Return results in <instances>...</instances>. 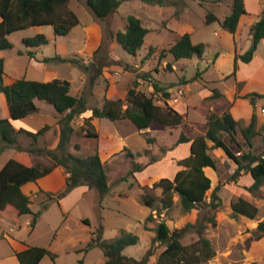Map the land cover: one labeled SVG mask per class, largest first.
Masks as SVG:
<instances>
[{
    "label": "trees",
    "instance_id": "obj_1",
    "mask_svg": "<svg viewBox=\"0 0 264 264\" xmlns=\"http://www.w3.org/2000/svg\"><path fill=\"white\" fill-rule=\"evenodd\" d=\"M151 5L165 6V0H141ZM71 0H0V52L12 50L13 43L9 37L20 31L30 28L52 27L54 34L58 37H66L80 25L78 15L69 8ZM123 0H84L87 8L93 13L95 19L101 23L106 22L123 4ZM178 14V12H176ZM244 0H232V12L224 20H220L213 13H208L206 23L219 22L224 31L231 34L237 32L240 20L247 15ZM127 29L124 32L113 34L112 38L121 48L132 57H136L145 44V38L150 33L142 21L130 15L127 18ZM252 46L247 53L236 56L234 72L235 76L239 61L250 63L255 56L258 46L264 40V11L260 20L251 27ZM48 39L44 35H37L33 38L23 40L27 48H40L48 45ZM207 46L203 43L193 44L191 36H182L169 49L175 61L182 59L202 58ZM105 49L102 42L95 56ZM154 52L151 48L149 55ZM147 59V58H146ZM58 60L62 63H70L78 67L85 75H88L93 63L86 65L83 61L75 58H46L44 62ZM103 70V64L99 67V74ZM201 73H197L189 82L197 81ZM5 62L0 59V93L7 99L10 118L19 121L39 112L36 101H42L52 105L59 115V143L56 149H25L19 143V136L25 134L35 143L43 137L52 126L45 125L37 132H30L24 129L16 131L11 120L0 119V142L4 144V149H15L17 156L9 160L0 171V213H4L12 218H19L24 215H32L30 227L35 228L42 211L33 213L31 210L32 201L24 194L22 187L31 182L48 176L57 167H62L67 173L66 186L59 193H47V197L52 200L61 201L66 198L74 189L87 186L95 190L100 200H104L112 191L108 181L107 168L102 162L99 150L87 158L75 155L71 152L72 141L76 134L74 122L80 116H84V124L79 129V133L89 139L100 138L99 133L93 125L94 119H106L111 122L130 121L139 131H157L167 134L181 130L179 138L172 149H164V153L174 150L181 144L191 143V154L188 158L180 160L177 165L181 168L174 179L163 178L154 188L163 190L162 208L165 210L173 206V196L178 194L181 205L186 213L194 210L210 208L217 210L222 206V199L218 195L225 183L219 184L211 195V201H207V193L212 189L213 181L206 174V171H217V161L211 155L212 150L221 149L232 160L237 169L229 179L231 183H238L239 178L244 174H250L253 184L247 190L250 193L258 191L264 185V151L256 153L255 139L260 135L257 130L258 117L254 113L251 123L246 126L243 122L236 121L229 111L223 115L211 112L208 116V130L205 135L195 137L193 129L186 122V115L179 113L169 105L171 93L167 89H160L154 84V90L162 93L163 105H157L153 96H147L138 90V82L134 83L132 89L128 91L125 100L104 98L102 107L92 106L95 101L94 85L84 90L81 96L71 93V82L68 80L55 79L50 82L30 81L20 79L11 85H6ZM146 73L141 78L149 79ZM187 82V83H189ZM218 90H213L212 99L221 98ZM250 99L254 109L257 108L256 100L264 99V95L250 94ZM128 107L124 110L123 106ZM237 134L242 136V142L238 141ZM230 138L227 142L226 137ZM264 140V137H263ZM209 142L213 145L210 146ZM148 144L155 143V139L148 138ZM235 145L240 153L232 149ZM76 150H80V145H75ZM127 150V149H126ZM32 153H42L46 155L51 164L32 165L23 162L19 155ZM129 153V157H133ZM141 156V153L139 154ZM159 162V159L152 160L148 166ZM147 166L135 164L129 175L124 178L128 181L129 176L145 171ZM135 181L132 182V186ZM42 192V191H41ZM148 206L154 204L152 198H145ZM47 209V205L44 206ZM43 209V210H44ZM234 215L244 216L254 220L258 214V209L248 201L240 198L232 204ZM153 220L152 216L148 218ZM216 225L214 216L205 217L200 223H186L182 228L172 231L165 222H160L155 228V237L151 248L147 251L143 259L137 260L124 255V251L139 243V237L133 233L122 231L120 236L107 241L104 239L103 227L98 228L91 235L90 241L78 253L88 254L92 250L100 249L105 258L104 264H148L150 258L154 256L156 244L164 250L158 258L157 264H203L215 257L211 241L204 236L208 224ZM195 229L199 239L195 243L184 246L182 240L188 233ZM255 236L257 240L264 238V220L259 223ZM20 264H40L46 257H50L54 262L58 255L49 249L42 247H30L27 250L16 253Z\"/></svg>",
    "mask_w": 264,
    "mask_h": 264
},
{
    "label": "rangeland",
    "instance_id": "obj_2",
    "mask_svg": "<svg viewBox=\"0 0 264 264\" xmlns=\"http://www.w3.org/2000/svg\"><path fill=\"white\" fill-rule=\"evenodd\" d=\"M165 2L164 11L153 10L150 12L152 19L156 20L154 22L155 25H159L160 20L163 19V28H166L168 19L177 17L175 15L177 10L180 13L186 9L192 10L185 20H189L191 25L198 30L196 42L199 36L206 35L209 38L213 33V28H205L206 13H214L216 11L217 15L222 16L223 14L230 15L232 12V0H165ZM141 7L137 1L126 2L120 11H117L104 23L97 21L94 17L95 24L98 23L102 27V42L105 44V49L95 56V53H93L94 41H91L87 42L85 46L83 45L82 52L68 54L66 57L82 60L86 65L93 63L88 75H85L78 67L70 63H62L57 60L51 62L53 66H50V69L58 74L59 79L71 81V93L73 95L79 97L84 90L94 85L95 101L91 105L102 107L104 103L103 97L105 91L109 88V83L114 85L112 96L115 94V97L111 99L125 100L128 91L133 88L135 82H138V90L147 96H153L157 105H163L162 93H157L154 90V84L160 89L168 90L173 88L172 93H169L176 95L178 90L176 84L180 80L183 78L192 80L196 77L198 70H201L203 66L199 64L196 58L175 61L173 55L168 52L172 45H167L171 39L167 33L149 35L136 57L126 53L116 40L112 38L113 34L126 31L128 24V17L126 16L132 14L139 17L142 12ZM87 9L86 6L79 9L75 8V11L81 22L89 26L92 24L90 20L93 18V14L87 12ZM170 24L174 27L176 26L175 21L170 22ZM52 30V27L46 28V31L52 32ZM29 34H32V32H29ZM95 34L94 30L90 31L91 36L96 37ZM12 40L17 42L14 54H12L15 55L13 59L16 60L14 62V60L10 61L11 58L8 59V74L10 77L17 75V78H20L18 76L21 75V72L24 74L27 59L22 56H16V54L19 50L24 52L26 46L18 42V36H14ZM61 40L67 41L65 39ZM80 42L79 38H73L68 48L74 50ZM151 48H154V52L149 55ZM175 62L178 67L177 72H175L174 68ZM102 64L103 70L99 74V67ZM146 73L150 75L149 79L141 78ZM192 89L194 91L193 94L188 99L185 96L182 97L181 101H188L191 104L198 102L200 98L197 92L198 88L197 86H192ZM256 101L264 103V99H257ZM179 103H174V105ZM38 106L41 107V112H38L31 119L37 124H50L52 128L56 125L58 126L60 117L55 108L42 101H38ZM127 107L128 104L125 103L123 109L125 110ZM190 113L195 120L199 119L197 114H193L192 111ZM257 116V122L260 123L264 116H262L260 111ZM94 120L93 125L100 136L98 140L86 138L79 133V129L84 124V116H80L75 120L73 125L76 134L72 141L71 152L87 158L93 155L96 149L100 151L101 148V150L108 151L117 148L123 142L124 149H117L112 154H103L101 158L107 168L108 181L112 187L111 193L101 201L95 190L90 189L84 195H80L81 193L77 192L75 196H72L65 203L66 212L62 210L60 204L63 199L61 201H51L46 195L44 196L40 193V199L44 201L39 203V199L31 205L33 213L42 211L35 228L26 225L29 215L22 216L19 227L14 225L15 221L12 219L9 220L12 221L10 224H3L11 238L21 242L27 240L26 242L29 244L49 249L58 255L55 262L50 257H46L41 264H104L106 258L100 249L92 250L88 254L78 253V249H75L85 247L86 243L90 241L92 233L100 227H103L104 239L107 241L119 237L122 231L137 235L140 239L139 243L128 247L124 251V255L141 260L151 248L152 241L156 235L155 228L160 222H165L174 231L184 227L188 222L200 223L205 217L209 216L215 217L216 225L209 223L204 236L211 241L215 257L203 264H264V238L257 240L255 236L259 223L264 220V185L258 191L250 193L247 190L253 183L250 174H244L239 178L238 183H230L229 179L237 169L236 164L224 152L212 150L210 153L217 161L218 169L217 171H206V174L213 181L212 189L207 193L206 199L210 202L214 189L219 184L227 181L229 184H225L218 193L222 199V206L217 210L206 208L186 213L182 208L179 195L174 194L173 206L165 210L162 208L163 190L154 188V185L163 178L172 180L174 173L179 170L176 156H172L169 152L164 153V149H172L174 147L181 130L173 134L157 131H139L128 120L120 122H111L106 119L94 122ZM17 126L19 127V125ZM257 130H259L260 135L255 139L254 151L260 153L264 151V126L258 127ZM20 136L26 140L22 142L23 145L31 146L27 148L29 150L49 149L55 139L54 135H49V137L44 139L45 141L41 137V142L35 143L25 134ZM148 138L155 139V143L148 144ZM237 139L240 142L243 141L240 134H237ZM226 140L229 142L230 138L227 136ZM76 144L80 145V150L75 149ZM232 149L236 153H240L235 145H232ZM129 153H133L134 156L129 157ZM140 153L141 156H139ZM32 154H35L34 160L36 163L46 166L51 164V160L46 155L42 153ZM154 159H159V162L148 166ZM47 161L50 162L47 163ZM136 163L141 166H147V170L141 173L140 178H137L136 175L134 177L129 176L128 181H124V178L129 175ZM134 181L135 184L132 186L131 184ZM147 197L154 200L152 206L146 204L145 198ZM240 198L257 207L258 214L254 220L234 215L232 204L236 203ZM45 205H47V209H44ZM150 216H152L153 220L148 221ZM85 217L89 219L90 223L86 224L83 222ZM3 238L4 235L0 231V259L10 254L12 248L11 242ZM198 239L199 236L196 230L193 229L182 240V244L189 246L198 241ZM163 250V247L156 244L154 256L150 258L148 264H157Z\"/></svg>",
    "mask_w": 264,
    "mask_h": 264
},
{
    "label": "crops",
    "instance_id": "obj_3",
    "mask_svg": "<svg viewBox=\"0 0 264 264\" xmlns=\"http://www.w3.org/2000/svg\"><path fill=\"white\" fill-rule=\"evenodd\" d=\"M137 1L142 6V12L139 14V18L142 21L143 26L150 31V33L146 36V38L154 33H167L171 39L167 45L175 44L182 36L189 34L191 36L193 44H200L203 43L207 46L206 51L202 58L194 57L192 59H197L199 64L203 67L201 70L199 69V73H201L200 78L197 81L189 82L190 79L183 78L180 80L176 85L179 87H183L185 91V98H189L193 94L192 86H197V92L200 96L197 103L191 104L190 102L181 101L179 104L174 105L173 99L176 96L175 94L171 95V99L169 100V105L178 111L181 114L186 115V122L188 125L193 129L194 136H202L205 135L208 130V116L211 112L216 113L218 115H223L225 112L229 111L233 118L238 122H243L246 126H248L254 113L258 112L264 108V103L261 101H256L257 108L254 109L250 99L247 98L250 94H260L264 95V40L258 46V49L255 53L254 59L250 63H243L239 61V68L235 76L233 75L234 66H235V59L236 56H242L249 51L252 46V37L250 35V29L253 25H255L262 15L264 11V0H244L245 8L247 11V15L243 16L240 20L237 32L235 34H231L227 31H224L221 27L219 22H215L212 24L206 23V16H205V28H213V33L208 38L206 35L199 36L197 42V32L196 28H194L189 20H185L187 15H190L192 10L186 9L182 13L178 10V14L175 15L177 17H170L168 19L167 27L163 28V19L160 20L159 25H155L154 22L156 20L152 19L150 14L151 11H164L165 6L160 5H151L142 2L141 0H130L124 1L121 7L126 2H133ZM84 0H71L69 3V8L73 10L75 13V8H84L86 7L83 5ZM74 6V7H73ZM121 7L118 9L120 11ZM221 7V6H219ZM144 10V11H143ZM87 12H91L87 9ZM91 14H93L91 12ZM115 14V13H114ZM216 15L221 21L224 20L228 15L223 14L219 16L216 14V11L213 13ZM132 14L127 15L129 17ZM134 16V15H133ZM136 17V16H135ZM92 18V17H91ZM2 18L0 16V23ZM175 21L176 26H172L170 22ZM92 24L89 26L85 23H82L80 20V25L76 27L72 33L66 37H58L52 32L46 31V27L40 28H30L24 31L16 32L9 37V40L13 43L14 48L8 51L0 52V59H4L5 62V77L4 82L6 85H11L17 80L26 79L30 81H38V82H50L55 79H59L58 74L52 72L50 66H53L51 62H44L46 58H56L62 57L66 58L68 54H78V52H82L83 45L85 46L87 42L94 41V50L95 53L102 44L103 41V30L102 27L97 23L95 24L94 15L93 18L90 20ZM154 23V25H153ZM216 26V27H215ZM33 30V31H32ZM94 30L96 32V37L90 35V31ZM32 32V34H29ZM118 33V32H117ZM115 33V34H117ZM37 35H44L48 39V45L41 46L40 48H27L24 52L18 51L16 56H22L27 59L26 66L24 68V74L21 72L17 78V75L14 77H10L8 74V59L11 58L10 61L15 62L16 59H13L15 55L14 50L16 49V43L12 40L14 36H18V42L23 44L24 39L33 38ZM73 38H79L81 42L76 46L74 50H70L68 46L71 44ZM145 38V41H146ZM61 39H65L67 41H63ZM51 48V50H50ZM209 51V54H208ZM24 53V54H23ZM191 60V59H190ZM54 60L53 62H55ZM58 61V60H57ZM56 66V65H54ZM175 72L178 71L177 64L175 62L174 65ZM75 69V68H74ZM76 70V69H75ZM64 80V79H61ZM71 82V81H70ZM189 82V83H187ZM113 83H109V88L105 91L104 97L111 99L112 92H113ZM174 89H168V92L173 91ZM213 90H218L222 95L221 98L212 99ZM97 95V94H96ZM38 106V101H36ZM39 112H41V107L38 106ZM197 114L199 119L195 120L193 116L191 117V113ZM262 113V112H261ZM37 115L33 114L28 118L14 121L10 118L9 107L7 103L6 96L0 93V119L11 120L14 128L16 131L24 129L30 132H37L42 127H44L45 123L37 124L31 118ZM261 116V115H260ZM264 116V114H262ZM258 117V116H257ZM99 119H95L94 122ZM19 125V127L17 126ZM50 125V124H49ZM52 126V125H50ZM264 126V119L262 118L260 123L257 124V128ZM49 135H54V142L49 146V149L53 150L56 149L59 143V126H54L51 130L46 132L43 136V140L49 137ZM25 139H22L19 136V143L20 145L27 149L31 146H25L22 144ZM41 142V139H39ZM38 141V142H39ZM45 141V140H44ZM209 145L212 146L213 144L209 142ZM120 146V147H119ZM117 148L111 150H101L100 148V157L102 155H106L107 153L112 154L116 152L117 149H124V144H120ZM4 144L0 142V171L5 166V164L15 158L17 152L15 149H4ZM223 152L221 149H217ZM15 152V154H14ZM172 156H176V161L184 160L188 158L191 154V143L188 144H181L176 147L174 150L169 151ZM35 154H21L19 158L22 159L23 162H29L32 165H36V161L34 160ZM102 160V159H101ZM50 161H47L49 163ZM179 170L181 169L178 167ZM147 170V169H146ZM178 170V171H179ZM209 170V169H208ZM176 171L174 173V177L177 174ZM143 173V172H141ZM141 173L135 174L137 178H140ZM68 175L62 167L55 168L51 174L48 176L38 180L37 182H31L22 187V191L25 195L30 197L32 203L40 199L41 195H46L47 193L56 194L64 190L66 186V179ZM174 179V178H173ZM172 179V180H173ZM212 179V178H211ZM254 182V181H253ZM253 184V183H252ZM89 188L87 186H82L76 188L67 198L61 201L62 210L66 212L67 208L65 207V203L75 196L77 192H80V195H84L89 192ZM42 191V192H41ZM47 196V195H46ZM44 200L40 199L39 203H42ZM22 217L19 218H12L4 213H0V231L4 235L3 239H7L11 242L12 248L10 254L0 259V264H20L18 258L16 257V253L23 252L30 247H38L35 244H29L28 242H21L17 241L10 237L8 232L5 230L3 224H10V219L15 221L17 227L20 225ZM4 222V223H3ZM32 222V216L29 215V218L26 221V225L30 227V223ZM84 223H90L88 218H84ZM91 239V237H90ZM89 239V240H90ZM89 242V241H88ZM87 242V243H88ZM86 243V244H87ZM81 248V247H80ZM75 249H79L75 248ZM45 259V258H44ZM43 259V260H44ZM42 260V261H43ZM42 263V262H41ZM40 263V264H41Z\"/></svg>",
    "mask_w": 264,
    "mask_h": 264
},
{
    "label": "built area",
    "instance_id": "obj_4",
    "mask_svg": "<svg viewBox=\"0 0 264 264\" xmlns=\"http://www.w3.org/2000/svg\"><path fill=\"white\" fill-rule=\"evenodd\" d=\"M185 96V91L183 88H180L177 90V94L173 99L174 103H179L181 102V98ZM262 114H264V108L261 110Z\"/></svg>",
    "mask_w": 264,
    "mask_h": 264
}]
</instances>
